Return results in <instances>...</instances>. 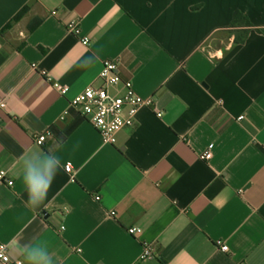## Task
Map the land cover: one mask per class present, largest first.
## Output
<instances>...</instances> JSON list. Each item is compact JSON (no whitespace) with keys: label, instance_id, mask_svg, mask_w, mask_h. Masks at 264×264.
Listing matches in <instances>:
<instances>
[{"label":"crops","instance_id":"crops-1","mask_svg":"<svg viewBox=\"0 0 264 264\" xmlns=\"http://www.w3.org/2000/svg\"><path fill=\"white\" fill-rule=\"evenodd\" d=\"M237 12L252 25L240 44ZM75 20L88 46L69 32ZM111 59L153 103L103 145L70 103ZM0 98L12 263L45 244L53 264H264V0H0ZM45 154L61 167L32 209L21 157ZM144 243L153 258L141 261Z\"/></svg>","mask_w":264,"mask_h":264},{"label":"built area","instance_id":"built-area-1","mask_svg":"<svg viewBox=\"0 0 264 264\" xmlns=\"http://www.w3.org/2000/svg\"><path fill=\"white\" fill-rule=\"evenodd\" d=\"M68 30L81 44L88 46L90 39L82 32L79 20L71 21ZM97 84H91L81 93L76 95L70 103L72 108L78 110L80 115L98 132L103 145H114L117 141L118 133L133 127L136 123L138 112L143 107H150L153 98H144L137 93L132 81L123 80L119 74V59L105 60L102 70L97 78ZM60 95L64 96L68 92V87L54 84ZM6 108V101L0 98V109ZM49 133L37 135L34 143L43 145ZM211 154H206L205 159L209 160ZM65 172L73 179L75 167L68 163L64 167ZM5 171H0V181H5ZM9 186L12 182L8 181ZM99 200L100 197L95 198ZM141 230L132 227L128 229V234L137 236ZM222 252H227L228 247L218 242ZM153 258V253L149 243H144L140 260ZM0 264H23L18 260L12 263L9 257V247L5 243H0Z\"/></svg>","mask_w":264,"mask_h":264},{"label":"clouds","instance_id":"clouds-1","mask_svg":"<svg viewBox=\"0 0 264 264\" xmlns=\"http://www.w3.org/2000/svg\"><path fill=\"white\" fill-rule=\"evenodd\" d=\"M96 62L95 57H88L80 62V67L88 69ZM23 161L22 182L27 192L26 206L38 208L46 199L56 174L61 167L60 159L55 155L45 154L21 157ZM227 189H225V192ZM27 264H53V258L45 244L26 245L19 249Z\"/></svg>","mask_w":264,"mask_h":264},{"label":"trees","instance_id":"trees-1","mask_svg":"<svg viewBox=\"0 0 264 264\" xmlns=\"http://www.w3.org/2000/svg\"><path fill=\"white\" fill-rule=\"evenodd\" d=\"M28 10V7H24L21 11H19L14 18L12 19V22H18L20 21L23 16L26 14ZM9 26V24L7 25ZM231 28L234 30L232 31L235 34V42L237 44L243 43L246 37L248 36L249 30L252 28V25L247 20L246 17H244L241 13H235L233 22L231 24Z\"/></svg>","mask_w":264,"mask_h":264},{"label":"rangeland","instance_id":"rangeland-1","mask_svg":"<svg viewBox=\"0 0 264 264\" xmlns=\"http://www.w3.org/2000/svg\"><path fill=\"white\" fill-rule=\"evenodd\" d=\"M227 36H228L227 32H224V33L222 34V37H223L224 39H226ZM213 48H214V47H213ZM213 48H212V50H214Z\"/></svg>","mask_w":264,"mask_h":264}]
</instances>
